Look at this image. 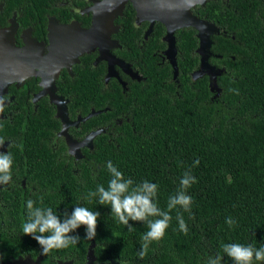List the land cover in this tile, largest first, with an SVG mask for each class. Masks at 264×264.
Returning a JSON list of instances; mask_svg holds the SVG:
<instances>
[{"label":"trees","instance_id":"16d2710c","mask_svg":"<svg viewBox=\"0 0 264 264\" xmlns=\"http://www.w3.org/2000/svg\"><path fill=\"white\" fill-rule=\"evenodd\" d=\"M228 5L207 0L196 10L224 32L211 39L204 58L211 59L207 72L200 69L193 27L176 32V73L172 65L150 62L146 79L122 88L115 82L104 85L102 68L74 72L73 81L83 83L75 87L80 100L72 87L70 105L80 101L83 116L75 125L81 122V136L105 130L92 139L91 151H83L75 171L50 147L56 121L33 122L22 133L20 118L0 123V137L9 142L13 158L12 177L26 182L24 200L15 197L16 190L0 191V262L27 253L50 264L64 259L82 264L91 248L95 263L207 264L220 255L221 264H234L224 244L264 245V0H230ZM161 24L158 37L164 32ZM157 48H165L160 38ZM93 92L96 100L90 103ZM109 161L133 186L145 180L157 184L156 203L163 211L186 171L197 180L186 190L193 200L190 211L172 209L164 237L149 244L143 259L138 253L147 223L129 221L134 229L129 231L98 197L85 199L97 185L107 188ZM29 199L61 216L78 205L98 211L95 238L85 239L81 226L73 233L81 237L78 244L42 255L36 240L22 231ZM178 214L187 223V235L179 230ZM228 217L234 226L226 223Z\"/></svg>","mask_w":264,"mask_h":264},{"label":"flooded vegetation","instance_id":"af4514ba","mask_svg":"<svg viewBox=\"0 0 264 264\" xmlns=\"http://www.w3.org/2000/svg\"><path fill=\"white\" fill-rule=\"evenodd\" d=\"M102 1L0 0V95L6 98L4 113L0 114V123L5 121L13 123V120L20 118L22 120L19 133H22L27 125H32L33 122H44L46 119L56 121L53 127L57 126L58 130H54V140L50 142V147L54 151L59 150V158L64 163L65 159L72 162L74 171L80 160L84 158L83 151H91L93 148V142L91 147H81L83 139L90 132L96 131L90 130L81 136V122L75 125V122L83 116L80 101L74 100L70 105L72 87L74 98L77 96L80 100L82 96L76 92L75 87L83 83L73 81L74 72L75 74L97 73L99 68H102L101 71H104L101 81L104 85L115 82L122 88H126L129 84L146 79L148 72L146 69L150 62L155 67L162 64L171 66V61L166 57L167 28L157 21V11L154 9L157 7V1L109 0L101 4ZM228 2L230 0H221V3L227 7H229ZM121 4L123 5L121 14H118L117 8ZM199 6L203 5L197 4L192 7L193 15L209 23L204 15L201 16L200 12H196ZM142 7H149L150 10ZM152 15L155 19L148 17ZM99 22L102 24H98ZM110 22L111 24H108ZM159 24L164 30L160 37H158L160 30H157ZM182 29H190V27H181L173 32L176 39L175 60L180 56L176 32ZM191 29L197 38L198 32ZM89 31H94L93 37L88 35ZM65 32H74L72 42L75 43L70 42L72 33L64 36ZM82 33H84L83 39H77L76 37H81ZM214 35L217 34L211 35V39ZM104 36L109 40L106 44L109 54L104 51L105 45L98 44V38ZM157 38L161 39L165 48H157ZM87 40L89 43L94 40L95 44L80 53L82 48L89 44ZM78 49L80 51H74ZM109 56L120 64L108 60ZM200 59L198 55V64ZM204 63L203 72H207L211 64L210 57ZM53 97L62 99L67 109L68 123L64 130L63 122L57 116V106L52 102ZM84 98L86 99V96ZM95 100L96 93L93 92L90 103H94ZM92 109H94L93 106H90L89 112ZM8 144L9 142L5 141L0 151L6 152ZM76 146L79 147L78 153L75 151ZM71 148L76 154L71 151ZM10 184L14 188L9 186ZM25 187V180L16 182L12 177L9 184L0 185V191L6 189L13 193L16 190L15 197L24 200ZM19 259L28 260L29 263L26 264H50L44 262L41 255L32 257L27 253L5 261L1 260L0 264H15ZM51 264L77 263L74 259H64L55 260ZM94 264L106 263L94 261Z\"/></svg>","mask_w":264,"mask_h":264},{"label":"clouds","instance_id":"9594fccd","mask_svg":"<svg viewBox=\"0 0 264 264\" xmlns=\"http://www.w3.org/2000/svg\"><path fill=\"white\" fill-rule=\"evenodd\" d=\"M6 98L0 95V114L4 113ZM5 141L0 137V147ZM199 160L194 162L198 166ZM13 158L10 152L0 151V185H7L12 180ZM107 170L111 174L107 188L97 185L95 191H89L85 199L91 201L98 197L100 205H109L111 213L118 221L125 225L129 231L134 230L129 221L146 222L148 231L141 237V250L139 258L143 259L149 249V244L153 241L161 240L172 217V209L180 206L184 211H190L193 203L192 197L186 190L196 183V178L191 174V170L186 171L180 180V189L168 200V211H163L156 203L159 186L150 181H143L134 185L131 178H125L124 174L118 170L111 161L107 162ZM41 198V203H42ZM35 201L29 199L26 202L28 210L27 219L22 224L24 235L31 236L41 247V254L48 255L53 249H64L70 245H76L81 240L78 234H73L81 226L85 227V239L93 240L96 236V229L100 213L90 210L84 206H75L71 213L67 211L57 215L51 207H35ZM158 217L157 219H149ZM179 230L185 235L188 233V226L182 215H177ZM229 227L236 224L231 217L226 219ZM223 252L231 258L234 264H254L264 262V245L259 248L251 244L228 243L222 247ZM2 259V257H0ZM222 256L210 257L207 264H221Z\"/></svg>","mask_w":264,"mask_h":264},{"label":"water","instance_id":"95a60500","mask_svg":"<svg viewBox=\"0 0 264 264\" xmlns=\"http://www.w3.org/2000/svg\"><path fill=\"white\" fill-rule=\"evenodd\" d=\"M109 0H103L101 4H105ZM157 1V7L159 11L157 12V21L161 22L166 28H167V35H166V42L168 43V49L167 52H174L171 60V65L174 68V72L176 73V61L174 58V54H176V48H175V38L173 35V32L175 29L181 28V27H193L198 31V38L200 47L198 49V53L202 56V65L201 70L203 72V65L205 64V51L208 50L211 46V35L212 34H220L222 33L221 30L216 28L215 26L207 23L206 21H203L197 17H195L191 9L195 5H204V3L207 0H154ZM181 2L182 4H180ZM181 6V8H180ZM123 5L121 4L120 7L117 8L118 14H121V9ZM116 16V15H114ZM112 16V17H114ZM180 17V18H179ZM108 24H111L108 23ZM171 26V27H170ZM93 30V29H92ZM94 31H89L88 35L93 37ZM102 38H98V43L102 42ZM80 51V50H78ZM166 52V53H167ZM112 58V57H111ZM174 58V59H173ZM120 64V63H118ZM200 70V73H201ZM199 73V74H200ZM109 75H112L109 73ZM62 109L60 108V113ZM57 116L59 117V112H57ZM61 120L63 122V130L65 129V125L68 123V118L66 115V109L63 110V115H61ZM105 130H98L96 132L91 133L89 136H87L81 143V145H86L88 147H91L92 139L99 134L100 132H104ZM71 151L76 154L73 148H71ZM93 246V245H91ZM18 263L17 261L15 264ZM85 264H94V256L91 248L88 251L86 262Z\"/></svg>","mask_w":264,"mask_h":264},{"label":"rangeland","instance_id":"374dc122","mask_svg":"<svg viewBox=\"0 0 264 264\" xmlns=\"http://www.w3.org/2000/svg\"><path fill=\"white\" fill-rule=\"evenodd\" d=\"M115 1H113V4L115 5V3H114ZM180 4H182L181 2H179ZM142 8H144V9H146V10H150V8L149 7H142ZM180 8H181V6H180ZM157 12L159 11V9H158V7H156V8H154ZM141 16H143L142 14H141ZM150 19H153L154 18V15H152V16H148ZM180 18V17H179ZM155 19V18H154ZM98 24H102V23H98ZM171 27V26H170ZM67 30V29H66ZM70 33H72V37H71V43L73 44V43H75V42H72L73 41V35H74V32H65V34H64V36H67L68 34H70ZM83 37H84V33H82V36L80 37H76L77 39H80V38H82L83 39ZM85 38H87V37H85ZM85 38H84V40H85ZM67 38H65L64 40H65V42H67V40H66ZM103 41L102 42H100V44L99 45H105V47H104V51L107 53L108 52V46L106 45L107 43H109V40L106 38V36H104L103 38ZM88 41V43H89V40H87ZM95 44V42H94V40H92V42H90L86 47H83L82 48V51L80 52V53H82L83 51H86L90 46H92V45H94ZM90 49H92V48H90ZM79 50V49H78ZM78 50H74V51H78ZM79 53V54H80ZM174 53V52H173ZM173 53L172 52H170V51H168L167 53H166V57L171 61L172 60V56H173ZM176 53V52H175ZM107 54H109V53H107ZM175 55L176 54H174V58H175ZM173 58V59H174ZM108 60H112V58L109 56L108 57ZM113 61V63H118V61H116V60H112ZM4 71V70H3ZM52 102L57 106V109H58V112H59V117H61V115H63V110L65 111V105H64V101L62 100V99H58V98H56V97H53L52 98ZM60 108L62 109V111H61V113H60ZM79 146V145H78ZM78 146H76V150L75 151H77L78 149H79V147ZM81 147H84V146H86V145H80ZM77 153H78V151H77ZM18 262V264H26V263H29V261L28 260H22V259H19V261H17Z\"/></svg>","mask_w":264,"mask_h":264}]
</instances>
